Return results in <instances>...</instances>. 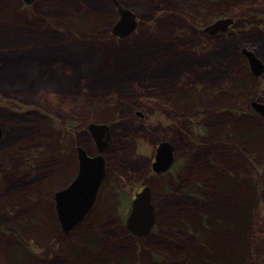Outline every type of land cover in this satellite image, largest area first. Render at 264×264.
Here are the masks:
<instances>
[{
    "label": "rangeland",
    "instance_id": "374dc122",
    "mask_svg": "<svg viewBox=\"0 0 264 264\" xmlns=\"http://www.w3.org/2000/svg\"><path fill=\"white\" fill-rule=\"evenodd\" d=\"M71 1L54 4L51 0H32L31 3L0 0V9L5 11V16L0 17V66L5 70L0 81V241L5 246L8 243L14 245L8 246L7 252L3 248L0 250V264H11L9 260L14 264L18 260H25L26 264H50L55 257L54 250L60 244L58 238L51 239L52 232L43 222L53 220L51 203L55 193L69 185L77 175L78 147L92 149L95 142L87 127L86 131L80 132L59 124L68 114L62 106L61 93L76 97L79 111L86 110L82 114L86 115L87 124L96 122L112 126V141L107 149L112 171L101 190V199L109 200L114 214L124 221L131 210L135 192L151 185L149 179H156L151 176L152 161L163 140L174 145L173 167L178 165L180 168L184 164L183 169L188 171V166L195 165L200 171L191 177L194 182L204 185L200 187L203 195L190 197L189 201H194L196 208L211 211L205 206L212 205L214 209V198L221 191L219 180L222 181L224 175L217 169L202 170L200 164L206 158V152L226 159L235 152L232 148L235 146L228 143V139L215 137L212 141L206 138L207 145L193 147L189 138L180 133L184 132L182 127L180 132L174 130L180 118L188 117L194 135L206 127L218 131L225 126L232 132L229 136L249 133L257 140L261 130L264 135L262 114L255 111L262 125L259 130L251 124L244 129L247 127L244 124L246 114L241 117L234 113L238 104H244L236 98L237 90L243 84L244 88H250L245 103L251 109L254 100L264 103V74L254 77L249 68L244 71L248 61L241 51L250 49L246 44L256 39L258 47L250 50L264 62L262 5L253 9L251 17H245L250 16L244 11L247 8L242 10L243 7L236 6L234 8L239 10L236 13L226 9V14L220 18L233 17L235 23L226 32L211 34L203 26L212 21L205 22V15L195 8L184 7L178 0ZM118 6L131 9L138 19L136 30L125 38L113 33L112 26L119 19ZM204 9L210 7L206 5ZM68 13L71 14L64 24L62 21ZM70 15L83 16L87 21L75 24ZM36 49L45 53L43 58L29 55ZM229 49L235 50V60L224 56ZM216 50L222 56L216 55ZM18 56L22 63H16ZM68 56L73 65L65 61ZM21 65L26 66L25 72L34 82L32 87H25L26 79L18 75L13 77ZM167 65L173 71L171 76H165ZM82 70L88 74L78 78ZM68 71L77 79L73 93H65L61 82L63 73ZM87 76L91 77L89 82ZM206 86L212 88L206 89ZM223 135L225 137V133ZM239 145L256 159L258 168L254 171V182L258 175H263V180L252 187V230L245 237L250 239L244 243L251 245L252 256L248 264H264V143H258L254 148L255 143L248 139ZM71 161L75 164L74 170L69 167ZM229 170L237 171L235 165ZM44 172L48 173L46 178H43ZM53 173L56 177L51 175ZM205 173L210 182L205 180ZM176 177L174 173L168 179L176 181ZM233 183V179H226L223 184ZM156 196L153 192L156 213L158 207L164 211L160 214V221L164 223L168 212L165 210L170 205L163 206L161 197ZM112 207H105L110 210V215H113ZM213 213L222 215L215 209ZM111 217L102 219V225ZM246 219L248 214L242 222ZM202 225L207 226L205 222ZM159 228L157 215L154 230ZM19 231L28 242L26 246L17 243ZM106 240L111 243L108 235Z\"/></svg>",
    "mask_w": 264,
    "mask_h": 264
},
{
    "label": "trees",
    "instance_id": "16d2710c",
    "mask_svg": "<svg viewBox=\"0 0 264 264\" xmlns=\"http://www.w3.org/2000/svg\"><path fill=\"white\" fill-rule=\"evenodd\" d=\"M16 1L21 2V0ZM51 1L54 4H62V0ZM202 1L206 0H198V2ZM231 1L235 0H218V8L215 7V5H212L218 12L212 13L211 16H206L204 18V20H206L205 22L208 23L210 21H214L226 14L224 10L227 6H229V8H234L236 6L248 9L253 8V2H251V0H239L236 3L230 4ZM71 2L73 3V0ZM258 4L261 5V1H256L254 5ZM68 6H70V4H68ZM2 10L0 9V17L5 16V11ZM219 11H223L224 13H220ZM69 14L71 13H68V16L64 17V21H62V23L65 24V22H68ZM251 14L252 13H247V15L250 16L245 17H251ZM70 16L73 18V22L75 24L80 23L81 20L87 21L83 16ZM235 50H227L224 52V56L230 60H235ZM69 51H71V49ZM215 53L218 56H222L219 51ZM43 54L45 53L41 51V49H36L35 51L32 50V53L29 55L37 56V58L40 59V57L43 58ZM72 54L77 57V53L73 52ZM19 58L20 57L18 56L16 63L19 62ZM71 59L72 58L68 56L65 61H67L68 64L73 65L74 62ZM25 61H27V58ZM81 61L82 59L80 62ZM9 62H11L10 58ZM25 64L26 63H24V65ZM25 67L21 65L20 69L18 68L17 70L18 74L13 75V77L17 78L18 75L21 79H26L24 81V85L26 88H29L32 87L34 82H32L29 78V73L25 72L27 71L25 70ZM3 70L4 68L0 66V81L3 80L2 76L5 71ZM244 71H249L246 62L244 65ZM79 73H81L82 76H79L78 78L86 77L85 73L88 74L85 70H82ZM61 75L62 72L59 75V79ZM27 76L28 79L26 78ZM89 76L86 78L87 82L90 81L89 79L91 77ZM61 82L64 85L65 93H73L77 88V79H75L73 74L69 71L63 73ZM67 82L68 85H66ZM81 84L80 88H83V85ZM211 88V86H206V89ZM61 95L63 96V101H61L62 106H64L68 114L65 115V119H61L59 121V124L69 130L78 129L81 130L80 132L86 131L88 119L85 114H82L86 111L85 108L81 109L80 112L79 108L76 106L79 102L76 100V97L74 98L70 94L67 96L63 93H61ZM247 95H249L247 90H245L243 94H239L240 99H238L242 100V102L244 101V104H238L235 107L234 113L236 112L235 114L241 115V117H243V114H246L244 124L247 127L244 129H247L251 124L256 125L257 129L261 130L260 128L262 125L258 122L259 120L257 119L255 110L251 109V106L249 107L248 104L245 103V97ZM66 96L67 98H65ZM131 106L134 107L133 104H131ZM179 122L174 125V130L176 129L180 132L181 130L179 128L182 127L184 132L180 133H183L185 137L189 138L190 145L193 147L196 146L197 148L207 145L206 142H204L207 138V134L204 135L203 132H200L194 135L191 128V122L188 120V117H186V119H184V117L180 118ZM210 128L207 129V131L212 130L209 136L214 137L215 135L216 138L219 139H228L227 142L232 143L236 147L232 146L235 152L232 155H228L226 159H219L218 156L213 155L208 151L206 152L207 155L204 156V158H206L200 164L201 167H203L202 170H207L208 168L210 169L208 171H216L217 169V171H220V174L224 175L222 181L219 180L220 185L218 187L221 190L218 191L219 196L217 195V197L215 196L214 198V209L219 211L222 214L221 216L213 215L214 209H212V205L205 206L211 210L206 211L201 209V207L196 208V206L193 205L194 201H189L190 197L194 198L199 195H203V190L200 187H203L204 185L196 183V181L194 182V177H191L194 174L200 173V171L196 170L195 165H191V167L188 166V171L186 168L183 169V164L182 167L179 168L177 165L169 172L161 175H155L151 172V176H154L156 179H149L148 182L152 185L155 195L157 194V196L161 197L160 200H163V206L166 207V204L170 205V208L165 210L168 212L166 216L167 220L164 221V223L160 221L162 215L161 213L164 211H161V208L159 210V207L157 209L160 227L158 230H153L152 234L147 239H145V237L134 236L125 227V221L122 217L119 218L118 215L114 214V208L109 205V200L101 199L102 196L100 193L96 206L87 216L85 221H83V223L73 231L65 233L60 228L53 202V204L51 203L53 220L51 219L50 223L47 221L43 222L47 225L46 227H48L50 233L52 232L50 236L51 239H54V237L58 238L60 243L58 249L54 250L55 257L50 264H248L252 256L250 252L251 245L250 242L245 244L244 241L250 239L245 237L249 235L252 230L251 216H253L254 212V206L252 204L253 201L251 198L249 202H247V199L240 198L236 201V204L230 213L226 211V208L236 194L239 193L240 196H250L253 192L252 187H254L255 182L258 181L257 183H259L263 180V175L258 171L260 175L256 177L254 182V171L257 167L255 164L256 159L251 156V152H246L239 144L248 139L249 141H253L257 144H263L264 135L261 130L260 137L257 140L249 133H241V135H235L234 133L233 136L222 137L224 135L221 136L220 133L217 135L215 129ZM213 137L212 140L215 138ZM228 143L227 145H229ZM61 153L63 152L61 151ZM232 165L236 166L237 171L235 173L230 172L229 170ZM69 167L74 170L75 164L71 161V165H69ZM43 171L45 170L43 169ZM45 173L46 172H44L43 178L48 176V173ZM174 173L177 174L176 181L168 179L171 174L174 175ZM206 174L207 173H205L204 176H206ZM51 175L56 177L54 173ZM57 176H59V173H57ZM186 178L188 181L185 182ZM226 179H233V185H224L223 183ZM156 180H158L159 183L156 184ZM205 180H209L210 182V177L206 176ZM205 182L207 183V181ZM205 182L203 183L205 184ZM235 185L238 186V188L242 186L243 189L238 190L234 187ZM102 203L103 206H100ZM105 207H112L113 215L108 214L110 210L107 211ZM196 210L198 212H195ZM247 214L248 219L242 222L243 218L247 216ZM111 216L115 218H112ZM106 217H111V219H109L107 224L105 223L102 225L101 222L105 220ZM204 222L207 226L202 225ZM209 227L211 229H217L211 231ZM42 229L45 230V227ZM155 231H157V233ZM27 233H29V231ZM17 234H20V236H18L20 239V241L17 242L18 245L26 246L28 242H25L22 238L23 232L21 233L19 231ZM107 235L109 236V239H111V243H106ZM221 238L223 239L221 240ZM239 240H241L242 246L239 244ZM10 244L11 243H8L7 245L14 246L13 244ZM241 247L242 249H240ZM6 256L8 257V255ZM18 261L19 262H17V264H26L25 260ZM9 262L14 264L10 260Z\"/></svg>",
    "mask_w": 264,
    "mask_h": 264
},
{
    "label": "water",
    "instance_id": "95a60500",
    "mask_svg": "<svg viewBox=\"0 0 264 264\" xmlns=\"http://www.w3.org/2000/svg\"><path fill=\"white\" fill-rule=\"evenodd\" d=\"M31 3L32 0H24ZM119 19L112 26L116 37L125 38L137 28V15L128 8L118 6ZM233 17L219 18L206 25L204 30L216 34L224 32L234 23ZM243 53L247 57L250 69L256 76L264 74V62L253 51L246 48ZM253 107L264 116V103L254 100ZM98 149V154L90 156L87 149L78 147V172L73 181L54 195V206L60 228L69 233L85 221L97 203L101 186L106 176V162L102 152L110 141L111 126L105 123L90 122L87 126ZM0 135L2 130L0 128ZM1 138V136H0ZM175 162L174 145L161 141L157 148L152 168L155 173L168 171ZM150 185H145L136 191L131 202V210L125 220L126 228L135 236H148L157 221L156 208L153 203V193Z\"/></svg>",
    "mask_w": 264,
    "mask_h": 264
},
{
    "label": "bare ground",
    "instance_id": "6f19581e",
    "mask_svg": "<svg viewBox=\"0 0 264 264\" xmlns=\"http://www.w3.org/2000/svg\"><path fill=\"white\" fill-rule=\"evenodd\" d=\"M178 1H180L181 2V4L184 6V7H190V8H195V9H197L199 12H201L203 15H205V16H211L212 15V13H217L218 11L216 10V9H214V7L212 6V5H215L216 7H218V0H206V1H202V2H198V1H194V0H189L188 1V3H186L185 2V0H178ZM256 1H258V0H251V2H253L252 4H253V8L254 9H256V8H259L257 5H254L255 4V2ZM261 1V7H260V9L262 8V7H264V1L263 0H259V2ZM199 4V6H197ZM207 5V7L209 6L210 7V9H204V7ZM241 7V6H240ZM231 8H233V7H230L229 8V6H227L226 7V11H228V12H230V13H236V12H239V10H238V8H233V9H231ZM253 8L252 9H246V10H244L245 9V7L242 9V10H244L245 12H246V14L248 13H252V11H253ZM224 10V11H225ZM220 13H224L223 11H219ZM205 26H203V28H204ZM252 40V39H251ZM257 40L255 39V41L254 40H252L251 42H248L246 45H247V47H249L250 49H252V50H255V49H253L252 47H258V43H259V41L258 42H256ZM243 42H244V44L246 43V41H244L243 40ZM234 47H237V45L236 46H234ZM245 48H243L241 51H243ZM247 49V48H246ZM250 49H247V50H249V51H251ZM186 60V57H184V59H183V61L184 62H186L185 61ZM165 68H167V74L165 75V76H171L172 75V73H173V71H172V69H171V66H169V65H167ZM166 70V69H165ZM169 74V75H168ZM79 76H82L81 75V73H79L78 74V77ZM253 76L255 77L256 75L255 74H253ZM257 77H259V76H257ZM243 83H245V82H243ZM246 86V85H245ZM247 87V86H246ZM248 89H250V88H244V84L240 87V89H238L237 91L239 92L237 95V99L240 97L239 96V94H241L240 92L241 91H245V90H247V91H249ZM236 91V92H237ZM243 92H242V94H243ZM240 99V98H239ZM241 116V115H240ZM208 128H210V127H206V129L203 131V134L205 135V134H207L206 136H207V138H209V139H211L210 141H212V137L213 136H209L210 135V133H211V131L212 130H209V131H207V129ZM229 127L228 126H225V127H223V128H221V129H219L218 131L215 129V132L217 133V135H218V133H220V134H224L225 133V136H229L232 132H229V131H227V129H228ZM211 129V128H210ZM230 129V128H229ZM238 129V128H237ZM214 137H216L215 135H214ZM213 137V138H214ZM215 139V138H214ZM256 146L258 147V144L257 143H255V147L254 148H256ZM221 176V175H220ZM107 179H108V176H107ZM106 179V180H107ZM11 187H14L13 185L11 186ZM238 190H242L243 188H242V186H240L239 188H237ZM240 198H243V199H247V202H249L250 201V198H251V196H249V195H239V193L238 194H236L234 197H233V199H232V201H230V204H228L227 205V208H226V211H228L229 213L233 210L232 208H234V206H235V204H236V201H238ZM29 208L28 207H26V210H28ZM47 222H49L50 223V220L49 221H47ZM80 226V225H79ZM3 231V230H2ZM223 238H225V237H223ZM223 238H221V240L223 239ZM238 242V241H237ZM239 244L242 246V243H241V240H239ZM7 247L8 246H5V244H3V241H0V250H2V248H3V250L4 251H6L7 252ZM240 247V246H239ZM238 247V248H239ZM221 249V248H220ZM240 249H242V247L240 248ZM9 259V258H8ZM7 260V259H6Z\"/></svg>",
    "mask_w": 264,
    "mask_h": 264
},
{
    "label": "flooded vegetation",
    "instance_id": "af4514ba",
    "mask_svg": "<svg viewBox=\"0 0 264 264\" xmlns=\"http://www.w3.org/2000/svg\"><path fill=\"white\" fill-rule=\"evenodd\" d=\"M217 20V19H216ZM216 20H214V21H216ZM235 20V19H234ZM233 20V21H234ZM234 23H235V21H234ZM233 23V24H234ZM232 24V25H233ZM244 56H245V58L247 59V57H246V55L244 54ZM111 129H112V126H111ZM91 139V138H90ZM92 140H93V138H92ZM111 141H112V130H111V136H110V141H109V144L111 143ZM109 144L107 145V147H106V149L102 152V154L104 155V157H105V162H106V176H105V179H104V182H103V184H102V186H101V189H100V192H99V196H98V200H99V197H100V193H101V190H102V188H103V186H104V183L106 182V179H107V176L109 177L110 176V174H111V169H112V167H110V157L108 156V154H107V149H108V147H109ZM98 151V149H97V147H96V144H95V142H93V148L92 149H87V152L89 153V155L90 156H94V155H96V154H98L99 152H97ZM176 159V158H175ZM110 178V177H109ZM98 200H97V202H98ZM96 204V203H95ZM96 206V205H95ZM156 215H157V213H156ZM31 253V252H30ZM32 264H35V263H32Z\"/></svg>",
    "mask_w": 264,
    "mask_h": 264
}]
</instances>
